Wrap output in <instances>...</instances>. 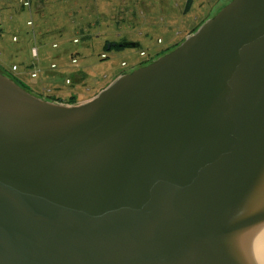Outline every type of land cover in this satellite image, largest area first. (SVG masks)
I'll return each mask as SVG.
<instances>
[{"label": "water", "instance_id": "1", "mask_svg": "<svg viewBox=\"0 0 264 264\" xmlns=\"http://www.w3.org/2000/svg\"><path fill=\"white\" fill-rule=\"evenodd\" d=\"M246 239L264 247V0L84 105L0 72V264H235Z\"/></svg>", "mask_w": 264, "mask_h": 264}, {"label": "rangeland", "instance_id": "2", "mask_svg": "<svg viewBox=\"0 0 264 264\" xmlns=\"http://www.w3.org/2000/svg\"><path fill=\"white\" fill-rule=\"evenodd\" d=\"M24 1L0 0V72L14 82L18 78L20 87L50 103L75 99L70 107L94 101L124 76L178 49L187 40L178 36L185 29L182 16L187 15L184 25L190 31L205 19V3L196 2L185 12L178 0H30L29 7ZM32 72L38 77L32 78ZM255 242L249 245L259 254Z\"/></svg>", "mask_w": 264, "mask_h": 264}, {"label": "crops", "instance_id": "3", "mask_svg": "<svg viewBox=\"0 0 264 264\" xmlns=\"http://www.w3.org/2000/svg\"><path fill=\"white\" fill-rule=\"evenodd\" d=\"M188 1L189 0H178V5L177 6H183V7H185L184 8V11H185V9H186V11L185 12H187L190 8V11L189 12H191L192 11V9L194 8V6H195V4H196V2L199 4L200 3V5H203L204 3V5H205V9H204V11H203V17L205 18L203 21H202V23H200L199 25H198V27H196V28H194L193 26L192 27H190V28H192L191 29V31H190V29L189 28H186L185 27V23H188L186 20H184V17L185 16H187V15H185V16H182V18H180V25L181 26H183L185 29H184V33H181V34H179L178 36L180 37V36H182V35H185V38H188V37H190V35L191 34H193L194 32H196L195 30H198L199 28H201L204 24H206L208 21H210L211 19H213V18H211L212 17V14H214L215 12H218V11H221L225 6H227L228 4H230L233 0H224V1H221V0H197V1H195V2H192V4H191V6L192 7H190L189 9H187V6H188ZM185 2H186V5L184 6V4H185ZM202 2V3H201ZM140 3H142L141 2V0H140ZM182 8V7H181ZM179 9H180V7H179ZM186 14V13H185ZM209 14V15H208ZM208 15V16H207ZM177 16V14H175V17ZM205 16H207V17H205ZM176 40H177V38H175ZM28 68H30V67H28ZM19 70V69H18ZM17 70V71H18ZM121 76V75H120ZM119 76V77H120ZM118 77V78H119ZM113 83V82H112ZM112 83H110V85L112 84ZM109 85V86H110ZM97 96V95H96ZM94 98V97H93Z\"/></svg>", "mask_w": 264, "mask_h": 264}, {"label": "bare ground", "instance_id": "4", "mask_svg": "<svg viewBox=\"0 0 264 264\" xmlns=\"http://www.w3.org/2000/svg\"><path fill=\"white\" fill-rule=\"evenodd\" d=\"M251 240L252 239L243 240L233 247L226 249L227 252L224 251L223 253H228L235 264H264V247L260 243L258 244V246H260L258 254V250L254 249V244L258 242L253 243L254 248H250L251 246L249 244ZM254 240L256 239H253V241Z\"/></svg>", "mask_w": 264, "mask_h": 264}, {"label": "built area", "instance_id": "5", "mask_svg": "<svg viewBox=\"0 0 264 264\" xmlns=\"http://www.w3.org/2000/svg\"><path fill=\"white\" fill-rule=\"evenodd\" d=\"M29 5H30V0H25L24 1V6L29 7ZM28 24L29 25H32L33 23L32 22H29ZM14 41H17V38L16 37L14 38ZM54 46H55V48H57V45H54ZM142 56H144V53L142 54ZM32 57H33L34 60H37L38 59V57H39V51H38V48L37 47L32 48ZM103 57H106V55H103ZM76 62H77L76 60H73V63H76ZM123 65L125 66L126 64L124 63ZM52 69H56V65H53L52 66ZM13 70L14 71H17L18 70V67L17 66H14L13 67ZM31 77L32 78H37L38 77V73L32 72Z\"/></svg>", "mask_w": 264, "mask_h": 264}, {"label": "trees", "instance_id": "6", "mask_svg": "<svg viewBox=\"0 0 264 264\" xmlns=\"http://www.w3.org/2000/svg\"><path fill=\"white\" fill-rule=\"evenodd\" d=\"M192 2H193V0H189V1H188L187 9H189V8L191 7ZM74 43L77 44V43H78V40H77V39L74 40ZM55 45H56V44H55ZM125 46H135V45L124 44V47H125ZM57 47H58V46H57ZM117 47H119V46H117ZM8 75H9V74H8ZM9 76H11V75H9ZM9 76H8V77H9ZM18 81H19L18 78H16L15 82H16V83H19L20 85H22V84H21L20 82H18ZM52 99H54L55 101H58V102H63L60 98H56V97L53 98V97H52ZM63 103H65V102H63ZM75 103H77V101H75V99H72L71 102H70V103H67V104H75Z\"/></svg>", "mask_w": 264, "mask_h": 264}, {"label": "flooded vegetation", "instance_id": "7", "mask_svg": "<svg viewBox=\"0 0 264 264\" xmlns=\"http://www.w3.org/2000/svg\"><path fill=\"white\" fill-rule=\"evenodd\" d=\"M22 89H24V88H22ZM28 92V91H27ZM64 105H68V104H64ZM70 106V105H69Z\"/></svg>", "mask_w": 264, "mask_h": 264}]
</instances>
